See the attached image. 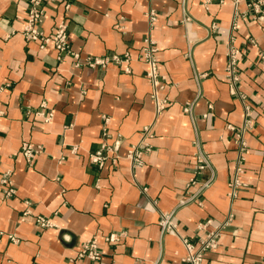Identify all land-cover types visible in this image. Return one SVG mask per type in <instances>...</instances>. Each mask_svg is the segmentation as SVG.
Instances as JSON below:
<instances>
[{
	"label": "crops",
	"instance_id": "1",
	"mask_svg": "<svg viewBox=\"0 0 264 264\" xmlns=\"http://www.w3.org/2000/svg\"><path fill=\"white\" fill-rule=\"evenodd\" d=\"M251 1L239 0V9ZM28 5L0 0V264H188L183 238L196 241L229 214L204 263L264 264V22L247 14L235 31L236 87L253 124L230 197L239 157L231 127L244 119L225 70L235 0H45L43 31L66 20L78 53L61 59L52 43L42 48L24 37ZM147 46L165 78L168 103L158 116L141 56ZM113 55L121 61L84 63ZM49 112V121L37 114ZM146 125L150 150L133 167L126 151ZM103 127L109 143L121 141L120 158L99 168L89 154ZM26 141L40 147L31 162ZM202 155L208 166L199 169ZM163 213H172L175 233L163 231ZM39 215L50 225L41 226ZM93 238L100 259L78 257Z\"/></svg>",
	"mask_w": 264,
	"mask_h": 264
},
{
	"label": "built area",
	"instance_id": "2",
	"mask_svg": "<svg viewBox=\"0 0 264 264\" xmlns=\"http://www.w3.org/2000/svg\"><path fill=\"white\" fill-rule=\"evenodd\" d=\"M45 0H29L28 5V15L23 28V35L29 41H39L40 46L44 48L48 43H52L58 51V58L61 59L63 55L72 54L77 57L78 53L72 51L69 42L68 35V22L66 20H61L55 26L51 34H46L41 25L45 17ZM239 0H235V6L232 16V21L230 24V32L227 39V62H226V79L230 85V90L232 94L237 95L242 101L244 108V119L243 123L238 127H231L235 131L234 139L239 149V157L237 160L235 177L229 184L228 195L230 197L235 195L238 185H240L237 175L243 171V163L245 159L246 151V140L245 134L252 127V108L247 102V97L243 93H240L237 89V83L240 80V75L238 71V61L240 56V50L236 45V35L235 31L237 29L238 21L243 16L251 14L254 19L264 22V2L262 0H254L247 3V11H241L238 7ZM150 19L154 21L156 19V13L154 11L150 12ZM142 58L147 64L146 76L151 85L150 96L154 102L155 114L158 116L166 108L168 99L161 95V91L165 88V78L162 75L158 63V59L155 55V48L152 46H147L143 49ZM122 57L118 55L109 56H87L84 60L89 66H102L105 67L110 61L119 62ZM186 110H190L186 107ZM43 115L45 121H49L53 118V112L47 114L37 113ZM152 125H146L143 128L142 138L138 143L132 144L126 151V157L130 160L133 167H139L144 163V155L150 150V145L146 141L148 137L153 135ZM109 137L107 127H103V141L100 147L89 154L90 161L97 165L99 168H103L107 162L117 163L120 158V146L121 141L116 139L113 143H109L107 138ZM40 151L39 146H34L29 142H24L22 144V153L31 162L36 154ZM208 163L206 155H202L200 159L199 169L205 168ZM2 183L5 185V195L12 196L16 193V189L13 186V181L9 173H5L1 178ZM208 184V183H207ZM232 214L223 221V223L217 225L214 229L208 231L204 236H200L196 241H191L188 238H183L184 245L186 247L187 253L183 257L182 261L188 264H205V253L214 249L218 245L219 237L223 231L226 224H228L232 219ZM36 221L41 226L50 225V221L39 215L36 217ZM211 220H207L199 224L200 229H204ZM163 231L166 232H176V225L172 220V213H163L161 220ZM13 239V237H11ZM109 241H114L116 239L114 234H110L106 237ZM101 252L98 249L97 239H89L81 244L78 257H88L92 261L100 259Z\"/></svg>",
	"mask_w": 264,
	"mask_h": 264
}]
</instances>
